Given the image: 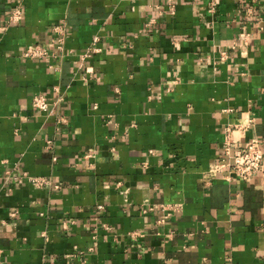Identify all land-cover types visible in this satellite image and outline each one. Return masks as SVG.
I'll use <instances>...</instances> for the list:
<instances>
[{
  "label": "crops",
  "instance_id": "crops-1",
  "mask_svg": "<svg viewBox=\"0 0 264 264\" xmlns=\"http://www.w3.org/2000/svg\"><path fill=\"white\" fill-rule=\"evenodd\" d=\"M206 6L0 0V264H264V174L222 148L255 137L264 165V0ZM55 23L64 54L25 58Z\"/></svg>",
  "mask_w": 264,
  "mask_h": 264
},
{
  "label": "built area",
  "instance_id": "built-area-1",
  "mask_svg": "<svg viewBox=\"0 0 264 264\" xmlns=\"http://www.w3.org/2000/svg\"><path fill=\"white\" fill-rule=\"evenodd\" d=\"M166 4V8L172 10L175 0H163ZM218 0H207L206 11L209 14H213L216 10ZM21 18V10L18 6H15L10 13L9 20L17 22ZM66 29L64 24L55 23L51 26V37L49 45L54 48V51L50 52L46 46L35 44L28 45L24 49L22 55L29 59H50L58 58L64 54V44L66 39ZM97 38L94 37L91 45L86 48L79 55V61H83L90 54L94 53L98 49L96 48ZM220 57L225 58V52H220ZM31 105L38 111H45L49 106V101L42 94H36L31 98ZM58 121H63L60 118ZM230 128H225L222 148L223 152L228 159L225 164L228 167L230 174L237 180L246 184L251 183L254 178L260 174H264L263 165V154L260 145V141L255 137H249L245 139L240 145H235L234 140L230 136ZM220 165L215 164L211 170H217ZM28 180L36 187L48 186L49 182L46 178H28ZM163 210L167 211L164 213V218L169 216L171 213L178 212L179 206L177 205H166ZM98 209H102L101 204L97 205ZM145 211V210H143Z\"/></svg>",
  "mask_w": 264,
  "mask_h": 264
}]
</instances>
